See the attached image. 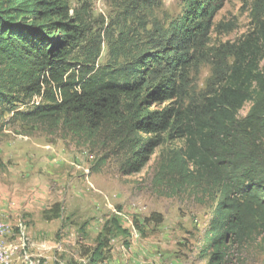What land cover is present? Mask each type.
Here are the masks:
<instances>
[{
    "label": "trees",
    "instance_id": "obj_1",
    "mask_svg": "<svg viewBox=\"0 0 264 264\" xmlns=\"http://www.w3.org/2000/svg\"><path fill=\"white\" fill-rule=\"evenodd\" d=\"M226 1L183 0L165 22L162 0H110L117 16L105 22L89 0H0V111L101 141L121 155L125 174L141 172L167 141L181 142L161 156L157 179L193 181L213 196L210 264L264 232V0L253 3L243 38L211 47ZM205 63L212 75L198 90L192 73ZM48 210L47 219L61 217L59 204ZM116 228L115 218L68 264L105 263Z\"/></svg>",
    "mask_w": 264,
    "mask_h": 264
},
{
    "label": "rangeland",
    "instance_id": "obj_2",
    "mask_svg": "<svg viewBox=\"0 0 264 264\" xmlns=\"http://www.w3.org/2000/svg\"><path fill=\"white\" fill-rule=\"evenodd\" d=\"M89 1L94 17L102 14L105 22L116 18L110 0ZM254 2L227 0L215 17L209 46L243 38L253 26ZM182 9L183 0H162L158 15L169 22ZM212 70L205 63L192 73L198 90L206 87ZM249 108L247 104L242 116ZM175 145L182 146L167 141L141 172L125 174L121 155H110L111 148L101 141H86L65 128L51 129L0 111V219L9 226L8 235H0V240L18 246L14 264L82 260V247L94 246L104 226L115 218L121 229H113L111 257L104 264H210L204 235L213 196L193 181L157 179L161 156L169 155ZM104 154L110 157L97 170ZM55 204L61 207V217L47 219L45 213ZM221 264H264V232H255L233 248Z\"/></svg>",
    "mask_w": 264,
    "mask_h": 264
},
{
    "label": "bare ground",
    "instance_id": "obj_3",
    "mask_svg": "<svg viewBox=\"0 0 264 264\" xmlns=\"http://www.w3.org/2000/svg\"><path fill=\"white\" fill-rule=\"evenodd\" d=\"M9 232V226L2 219H0V235L6 236ZM2 248H7L9 251V256H0V264H13L16 246L7 244L4 240H0V252Z\"/></svg>",
    "mask_w": 264,
    "mask_h": 264
},
{
    "label": "built area",
    "instance_id": "obj_4",
    "mask_svg": "<svg viewBox=\"0 0 264 264\" xmlns=\"http://www.w3.org/2000/svg\"><path fill=\"white\" fill-rule=\"evenodd\" d=\"M0 256H9V251H7V248H2L0 252ZM11 257H16V256H11Z\"/></svg>",
    "mask_w": 264,
    "mask_h": 264
},
{
    "label": "crops",
    "instance_id": "obj_5",
    "mask_svg": "<svg viewBox=\"0 0 264 264\" xmlns=\"http://www.w3.org/2000/svg\"><path fill=\"white\" fill-rule=\"evenodd\" d=\"M9 225H10V224H9ZM11 245H14V244H11ZM16 248H17V249L15 250V255H14V256H16V255H17V252H18V246H16ZM15 258H16V257H14V260H15ZM13 264H14V261H13ZM103 264H104V263H103Z\"/></svg>",
    "mask_w": 264,
    "mask_h": 264
}]
</instances>
